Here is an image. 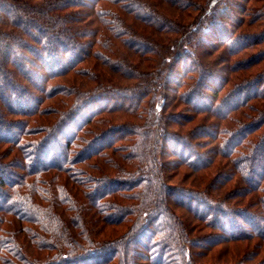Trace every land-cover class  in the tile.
Wrapping results in <instances>:
<instances>
[{"label": "trees", "instance_id": "trees-1", "mask_svg": "<svg viewBox=\"0 0 264 264\" xmlns=\"http://www.w3.org/2000/svg\"><path fill=\"white\" fill-rule=\"evenodd\" d=\"M0 264H264V0H0Z\"/></svg>", "mask_w": 264, "mask_h": 264}, {"label": "rangeland", "instance_id": "rangeland-1", "mask_svg": "<svg viewBox=\"0 0 264 264\" xmlns=\"http://www.w3.org/2000/svg\"><path fill=\"white\" fill-rule=\"evenodd\" d=\"M231 250H233L229 255L231 256V254L233 253V252H235V251H237L235 248H237V246H228ZM216 251V250H215ZM215 251H213L212 253H211V255L210 256H208L206 259H204V260H202L201 259V262H205V261H209L210 262V260H212L213 259V254H214V252ZM215 257H217V255L215 256Z\"/></svg>", "mask_w": 264, "mask_h": 264}]
</instances>
